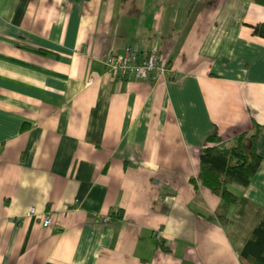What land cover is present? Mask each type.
<instances>
[{"label":"crops","instance_id":"0c3cea01","mask_svg":"<svg viewBox=\"0 0 264 264\" xmlns=\"http://www.w3.org/2000/svg\"><path fill=\"white\" fill-rule=\"evenodd\" d=\"M260 22L264 0H0V264H241L264 220ZM130 45L170 71L121 80L105 56ZM255 124L230 205L201 150Z\"/></svg>","mask_w":264,"mask_h":264},{"label":"trees","instance_id":"16d2710c","mask_svg":"<svg viewBox=\"0 0 264 264\" xmlns=\"http://www.w3.org/2000/svg\"><path fill=\"white\" fill-rule=\"evenodd\" d=\"M253 33L264 38V22L252 25ZM252 132H244L231 145L225 144L218 134L211 135L201 150L199 180L219 195L227 204H234L239 197L230 190V184L250 186L262 157L257 143L262 128L255 124ZM160 244L165 250L164 241ZM241 264H264V220L259 221L239 253Z\"/></svg>","mask_w":264,"mask_h":264},{"label":"built area","instance_id":"2783aa9c","mask_svg":"<svg viewBox=\"0 0 264 264\" xmlns=\"http://www.w3.org/2000/svg\"><path fill=\"white\" fill-rule=\"evenodd\" d=\"M105 63L121 80L137 78L141 80L154 79L156 75H161L170 71L169 65L162 59L157 48H152L148 52H140L137 47L130 45L123 53H107ZM175 199V197H171ZM35 211V207H30V212ZM51 219L46 217L44 226H49Z\"/></svg>","mask_w":264,"mask_h":264}]
</instances>
